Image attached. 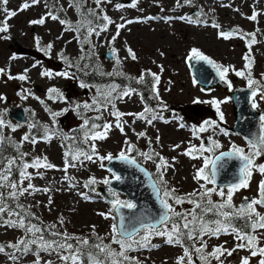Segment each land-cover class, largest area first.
I'll list each match as a JSON object with an SVG mask.
<instances>
[{
	"label": "rangeland",
	"instance_id": "rangeland-1",
	"mask_svg": "<svg viewBox=\"0 0 264 264\" xmlns=\"http://www.w3.org/2000/svg\"><path fill=\"white\" fill-rule=\"evenodd\" d=\"M122 1L132 3L117 7L118 4L111 0H102L99 5L95 0H39L38 3L8 0L7 4H2L0 25L6 21L8 31L0 33V118L5 121L0 135L4 137L3 144L12 147L16 156L0 161V175H8L7 181L0 180V207L6 209L0 215V247L4 248L0 252V264H66L60 258L66 253L63 250H42L40 237L48 242L72 243L85 251H95L94 245L101 242L115 252L122 251L121 246L113 242L119 238L112 227L116 225L113 205H108L95 191L98 186L106 187L105 180L114 179L106 169L109 160H100L99 157L110 154L118 158L121 152L133 155L153 179L159 175L157 166L162 157L170 165L162 169L163 179L167 182L162 189H174V195L185 199H198L189 194L203 191L201 185L206 182L194 177L204 161L199 153H194L196 159L185 155L188 149L199 148L203 141L210 146L215 140L221 147L214 153L204 152L203 156L214 157L230 151L233 145L243 148L246 153L251 151L248 143L227 130L234 125L228 95L218 90L203 92L194 82L187 62L195 58L192 56L195 49L215 65L228 69L224 81L228 86L230 82L231 89L249 88L247 56L252 61L250 78L258 82L253 88L264 91V0ZM26 2L30 7L21 10ZM79 5L87 14L94 12L93 16L102 19L106 29L105 26L95 27L89 35L87 29L90 26L78 22ZM12 11L17 14L9 18ZM52 15L58 19H52ZM254 15L256 19H250ZM105 16L113 23L109 24ZM42 18L43 24L31 23ZM61 20L68 23L62 24ZM121 24L124 27L118 28ZM69 25L73 30H69ZM77 28L79 30L75 31ZM221 32L231 35L225 38ZM253 39L255 43L250 45ZM129 49L135 53L136 59H132ZM107 53H112V61L104 57ZM46 71L52 75L45 76ZM91 71L95 75L100 73L98 76L101 77H112L113 81L103 86L82 84L79 77H90ZM237 71H243L245 76H237ZM153 74L159 77L158 83ZM20 76L26 79L21 80ZM144 76L153 80L157 99V107L146 114L149 119L152 115L157 117L151 123L138 118L145 107L137 91L117 98L129 89L120 87L116 79H132V83L139 85ZM113 87L115 91H111ZM109 92L112 103L106 104L102 94ZM212 101L221 102L219 108L223 120ZM255 102L258 107L254 109L259 111L261 101L258 95ZM85 104L91 107L86 109ZM13 106L25 110L27 125H17L8 117ZM117 110L124 114L119 121L123 131L116 127L117 119L112 115ZM194 110H198L197 113ZM53 113L58 115L53 116ZM85 120L89 122L87 125ZM206 121H215L218 127H210ZM105 123L112 124L107 138L92 140L91 134L102 131ZM92 124L100 127L93 129ZM36 125L41 136L35 138L31 132ZM201 126L207 130L194 132ZM221 130H226L228 135ZM25 136L29 139L24 140ZM93 145L96 153L92 160L83 156L73 159L80 152L92 154ZM142 153L153 158L146 159ZM37 158L41 161L46 158V162L55 167H23L25 163H35ZM9 160L15 161L10 173L6 172ZM255 163L264 164L259 157ZM21 171L29 174L28 178L21 177ZM93 178L96 183L90 184ZM263 178L264 175L253 171L249 186L234 193V209H239L243 200L250 202L258 198V186ZM12 183L17 185L15 189L10 187ZM207 187L215 186L207 184ZM224 190L227 192L228 189ZM13 192L15 197L11 195ZM108 195L113 201L117 198L126 201L110 191ZM211 199L222 202L216 193ZM168 202L177 211L193 208L190 203L177 205L172 199ZM256 209L264 215L262 205H257ZM216 218L211 213L205 217L208 220ZM9 220L17 224L23 221L25 227L10 226ZM28 228L33 231H27ZM64 234L73 239L65 241ZM257 234L260 236L259 245L264 247V230ZM143 235L144 231L136 239ZM85 239L90 247L79 244V240ZM21 240H36L37 243L29 244V251L25 252ZM189 241L194 264H203L200 254L195 252L202 241L199 238ZM203 242L206 243L205 255L218 246L231 250L238 243L233 234L204 236ZM11 245H20V250ZM151 245L157 247L126 251V255L134 260L124 261V264H136V261L139 264H178L180 257H184V264H188L182 245H169L159 236H152ZM133 247L137 248L136 245ZM245 257L249 258L250 264H259L261 259L260 256L252 257L247 249H236L231 256L225 253L220 260L210 255L207 258L210 264H242Z\"/></svg>",
	"mask_w": 264,
	"mask_h": 264
},
{
	"label": "snow or ice",
	"instance_id": "snow-or-ice-1",
	"mask_svg": "<svg viewBox=\"0 0 264 264\" xmlns=\"http://www.w3.org/2000/svg\"><path fill=\"white\" fill-rule=\"evenodd\" d=\"M8 0H2L3 4H7ZM39 0H32V3H38ZM96 4H101L102 0H95ZM187 2H190V0H187ZM132 6H135V3H133ZM30 7L29 3H24L22 5L21 10L27 9ZM117 7H120L119 5ZM5 12H7V9H4ZM17 13L15 11H12L9 13V18L12 16H15ZM95 15V13H92ZM51 15V14H50ZM52 19H58L57 16L52 15ZM104 19L109 23H113L107 16L104 17ZM181 19H184L183 17ZM190 19V18H188ZM250 19L255 20L256 16L250 17ZM45 21L44 19H40L37 21H32L31 23L34 24H43ZM60 23L65 24L68 23L64 20H61ZM90 23V21L88 22ZM128 23H132V21H129ZM214 27L216 25H213ZM107 25H105L106 29ZM118 28L124 27L123 24L118 25ZM69 30L71 29V26L69 25ZM75 31H78L79 29H74ZM8 31L7 22L5 21L3 25H0V33H4ZM88 34L91 35L95 29L89 27L87 29ZM97 35L99 33H96ZM118 34V33H117ZM220 35L222 37L228 38L231 33H224L221 32ZM255 43V40L253 39L250 42ZM249 45V46H250ZM129 54L131 55L132 59H136L135 53L132 52L131 49H129ZM192 56L200 59V60H206L209 64H213L217 68V72L222 80L226 79V75L228 72L227 68H222V66L215 65L213 61H211L208 57L204 56L203 54L199 53L197 50H193ZM246 60H248L247 67L249 68L248 73V87L252 88V107L256 108L258 107L257 103L255 102V97L257 95H261V99H264V91H262L260 88H253V85L258 84L257 81L252 80L251 77V63L249 57H245ZM2 71V70H0ZM45 76H50L52 73L50 72H44ZM57 75H67V73H57ZM237 76L244 77L245 73L243 71H237ZM156 82H159V77L155 76ZM19 79L23 80L26 79L25 76H20ZM143 77H141V80ZM84 86V85H81ZM229 82V87H230ZM52 92H56L55 89L51 90ZM111 91H115V87L111 89ZM134 90H126L120 93V96L117 98H120L121 96H129L132 94ZM104 95L106 104L112 103L111 99L109 97L111 96V92ZM94 103H98V101H94ZM216 106V110L220 115V119L223 120V113L220 112L219 104L220 101H212ZM105 104V106H106ZM84 107L90 108L91 106L88 104H85ZM113 107L115 105L113 104ZM99 110V109H97ZM151 109L145 108L144 112H141L138 114V118L147 120L148 123H151L152 120L156 119L157 117L155 115H152L151 118H148V113H151ZM58 115L57 113H53V116ZM113 116L116 117L117 123L116 127L119 128L121 131H123V127L121 125L120 117L123 116V113H120L118 110L114 111L112 113ZM100 117H97L96 119H99ZM261 128L264 130V115L260 116ZM89 122L87 120L84 121V124L87 125ZM206 125L210 127H218L216 125L215 121H206ZM5 126V121L0 118V128H3ZM184 125L181 124V127ZM93 129L100 127L99 125L92 124L91 126ZM103 130L99 132H93L91 134L92 140H103L107 138L108 131L112 128V124L105 123L103 126ZM15 130V128H13ZM207 129L203 126H201L199 129H194V132H204ZM224 132L225 135H228L226 130H221ZM140 135H144L141 133ZM87 137V133H86ZM24 140H28L29 137L25 136L23 138ZM4 142V137L0 135V146H2ZM33 142H35L33 140ZM249 148L251 151L245 152L243 148H240L238 146L233 145L230 151L228 152H221L219 155H215L214 158L212 156H203L204 152L208 153H214L217 149L221 147L218 141L213 140L211 142V145L208 147H205L203 143L199 146V148L193 146L192 148L188 149L185 152V155L191 156L193 159L198 158L194 153H199L200 156L203 158V166L197 170L196 176L194 177L196 180H203L206 183L201 185V188L203 189L202 192L192 193L189 194L191 197H198V199H185L184 197H180L177 195H174L175 190H168L166 187L162 189V185L166 186V181H164V171L162 169H167L170 165L166 160H164L161 157L160 164L157 166V172L158 177L156 179L152 178V174L148 173L145 169L140 168L139 165L136 164V161L133 158H130L127 156L124 152H121L119 155V159L122 161H125L127 163H130L132 165H135L139 168V170L144 173L145 177L147 178V182L149 187L151 188L152 192L156 195V197L159 199L160 206L163 209L162 213L159 215L158 218L155 219V222H151L148 220V217L145 215H136L133 217H128L126 222V217L122 214V209H128L130 211H134L137 208L136 203L131 201H121L118 198L112 201L113 209L119 214L120 220L118 225H113V232L118 236V239H114V243H117L121 246L122 251L115 252L113 249L110 248V246L101 243H97L94 245L95 251L88 250L85 251L81 247L74 246L72 243H58V242H48L44 241L43 237H40V248L44 251L53 250V251H59L63 250L66 254L61 255V259L66 262V264H85V258L87 259V264H124V261H131L134 260L133 257H129L126 255V251L128 250H138V248L143 247H157V245H151V238L152 236H159L165 238V242L169 245H183L185 240H196L199 238L202 243L201 246L198 248H195V252L199 253V259L203 262V264H210V261L208 260V255L214 257L217 260H220V257L223 256L225 253L227 255L231 256L236 249H247L250 252V255L252 257L260 256L261 259L259 260V264H264V247H261L259 245L260 236L257 234L259 230H264V215H261L257 209V205H264V180H261L258 186V198L251 200L250 202H247L244 205H241L239 209H234V206L232 204L233 195L236 191L247 188L249 186L250 180L253 175V171H258L261 175H264V164L257 165L255 163V160L257 157L264 155V132H262L261 135H259L255 139H249L248 140ZM178 147V146H177ZM96 153L95 146H92V154H89L88 152H80L73 156L74 160H78L80 156H83L87 160H92L93 154ZM146 159H152V155L148 153H142ZM158 155V154H157ZM100 160L108 159L112 160L113 157L109 154L106 157H99ZM229 160H237L240 162L239 170L237 173V176L235 178V182L227 186V192H225L224 188H217L212 187L208 188L207 184H216V177L218 172L225 166V163ZM15 163L14 160L8 161V168L6 169V172H11V167ZM69 166H75V165H69ZM25 169L28 167H35V168H53L55 167L52 164H49L46 162V158L44 161H41L39 158L35 161L33 164H27L25 163L23 166ZM67 169H65L66 171ZM21 177L28 178L29 174H26L24 171H21L20 173ZM116 180H120L121 177L116 176ZM0 180L7 181L8 175H0ZM90 184L96 183L95 179L89 181ZM105 184L110 183V181L105 180ZM88 186V185H86ZM10 187L15 189L17 185L15 183L10 184ZM29 187H32L29 185ZM24 191H27V189H24ZM161 192H163V196H161ZM213 193H216L218 196L222 198V202H214L211 199V195ZM114 196L117 195L116 193H112ZM13 197L16 196V193H11ZM87 198V197H85ZM172 199L175 201V204L182 205L184 203H190L193 205V208L190 210L185 211H177L175 207H173L172 204L168 202V199ZM0 199H2V195H0ZM199 210V211H197ZM6 209L4 207H0V215H2ZM212 214L216 219L208 220L205 219V217L208 214ZM18 215V213H17ZM101 215H104L101 213ZM235 219H244L247 222L248 229H239L235 227L233 224V220ZM7 223L10 226L16 227H25L23 221H20L19 224L15 221H7ZM144 231L145 235H143L140 239H136L137 236L140 235L141 231ZM27 231L32 232L33 228H28ZM36 231H39V229H36ZM221 234H233L235 236V239L238 241L235 248L229 250L225 249L223 246H218L212 251L211 253H208L205 255L203 253L204 247H206V243L203 242L204 236H215L219 237ZM58 235V234H54ZM65 235V241L73 239V237H68L67 234ZM78 239V238H76ZM36 240L31 241H20V245H24L23 251L27 252L29 251V244H36ZM79 244L83 246H89L88 240H79ZM20 245H11V247L17 248L20 250ZM133 245H136L137 248H134ZM90 247V246H89ZM4 248L0 247V252H3ZM185 256L188 257V264H194V261L192 260V257L189 253L188 248H185ZM136 264H139L138 261H136ZM178 264H184V257H180L178 259ZM242 264H250V260L248 257H245L242 260Z\"/></svg>",
	"mask_w": 264,
	"mask_h": 264
},
{
	"label": "water",
	"instance_id": "water-1",
	"mask_svg": "<svg viewBox=\"0 0 264 264\" xmlns=\"http://www.w3.org/2000/svg\"><path fill=\"white\" fill-rule=\"evenodd\" d=\"M111 1H115L120 6H129L132 3L131 1L123 2L122 0ZM104 57L108 61L113 60L112 53H107ZM187 63L194 82L203 92L218 90L228 95L232 104L234 119L233 127L228 129L230 133L241 138L246 143H248L249 139H255L262 134L260 116L264 115V99H261V96H259V100L262 102V111L257 113L251 106L253 89L236 88L231 90L228 84L220 78L217 69L206 60L193 58L188 60ZM7 115L17 125L22 126L28 124L26 112L23 108L13 106L12 110L8 111ZM204 145H206V143H204ZM259 158L264 163V155L259 156ZM136 164L139 165L140 168L145 169L137 161ZM239 166L240 162L237 160L227 161L225 166L218 172L216 184L214 186L227 189L228 185L235 182ZM106 169L113 174L114 179L110 180V183H108L106 187L98 186L95 189V191L103 197L104 201L108 205H112L113 199L108 195V191L111 193L114 192L124 197L126 201L134 202L137 205L134 211L128 209L121 210L122 214L126 217V222L128 217L141 214L147 216L149 221L155 222V219L159 217L163 209L160 206L159 199L149 187L144 173L135 165L120 160L119 157L109 160L106 164ZM146 171L150 173L148 170ZM116 176L121 177V179L116 180ZM262 180H264V178ZM246 203L247 201L243 200V205ZM114 215L116 218V225H118L120 216L115 210Z\"/></svg>",
	"mask_w": 264,
	"mask_h": 264
},
{
	"label": "trees",
	"instance_id": "trees-1",
	"mask_svg": "<svg viewBox=\"0 0 264 264\" xmlns=\"http://www.w3.org/2000/svg\"><path fill=\"white\" fill-rule=\"evenodd\" d=\"M2 4H3L2 0H0V9L2 8ZM56 15H57V13H56ZM77 18H78V22H80L81 24L86 23L91 28H95V27L103 28L105 26V23L102 19H97L95 16L92 15V13L87 14L85 9L81 6H80V13H78ZM89 21H90V23H88ZM91 73L89 75L90 77H87L85 79H83L82 77H79L80 82H82V84H85V85L103 86V85H106V84L110 83L111 81H113L112 77H107V76L101 77V76H98V75H100V73H98V75H95V72H93V71H91ZM93 77H97V78L92 79ZM115 81L119 84L120 87H126L129 90L130 89L134 90L135 92L137 91L141 97L140 98L141 102L143 103L145 108H149L152 110V109H155L157 107V99L154 96L155 94H154V89H153L154 83H153V80H150L149 78H147V76L143 77L142 81L139 82V85H135L134 83H132V79L119 78V79H116ZM31 133L35 138L41 136V134H39L37 125L34 127V129L32 130ZM78 148L80 149L81 147L78 146ZM84 150H86V149H84ZM15 156H16V154L14 153L13 148L7 146L4 143L3 146L0 148V161L5 159V158H10V157H15ZM130 157L134 158L133 155ZM233 224L235 225V227H237L239 229H245V230L248 229L247 222L244 219H235V220H233ZM142 233H143V230L141 231L140 235ZM182 246L184 248H188V250H191L189 240H185ZM89 250H91V249H89Z\"/></svg>",
	"mask_w": 264,
	"mask_h": 264
},
{
	"label": "flooded vegetation",
	"instance_id": "flooded-vegetation-1",
	"mask_svg": "<svg viewBox=\"0 0 264 264\" xmlns=\"http://www.w3.org/2000/svg\"><path fill=\"white\" fill-rule=\"evenodd\" d=\"M230 89H231V88H230ZM231 90H232V89H231ZM259 96H261V95H258V99H259ZM252 109H253L254 111H256L257 113H260V112L262 111V102H261V109H260L259 111L255 110L253 107H252ZM197 111H198V110H194L195 113H197ZM227 130H228V129H227ZM262 132H263V130H262ZM203 142H204V141H203ZM205 142H206V141H205ZM205 142H204V143H205ZM206 145H207V144H206ZM206 145H205V146H206ZM207 147H208V146H207ZM225 152H228V151H225ZM220 153H221V152H220ZM218 154H219V153H218ZM218 154H217V155H218ZM213 158H214V157H213ZM133 159H134V158H133ZM135 160H137V158H135ZM263 207H264V206H263Z\"/></svg>",
	"mask_w": 264,
	"mask_h": 264
}]
</instances>
